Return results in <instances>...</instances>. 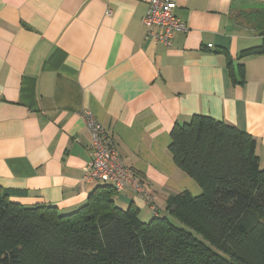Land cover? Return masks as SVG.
I'll use <instances>...</instances> for the list:
<instances>
[{
    "label": "crops",
    "instance_id": "obj_1",
    "mask_svg": "<svg viewBox=\"0 0 264 264\" xmlns=\"http://www.w3.org/2000/svg\"><path fill=\"white\" fill-rule=\"evenodd\" d=\"M148 1L0 0V187L10 201L61 213L87 202L100 184L82 181L85 112L145 192L118 193L116 206L144 222L169 197L201 193L168 151L176 123L204 115L244 131L264 167V54L239 58L262 44L242 15L264 0H172L187 32L170 47L146 37ZM228 60L235 74L244 66L241 84Z\"/></svg>",
    "mask_w": 264,
    "mask_h": 264
},
{
    "label": "trees",
    "instance_id": "obj_2",
    "mask_svg": "<svg viewBox=\"0 0 264 264\" xmlns=\"http://www.w3.org/2000/svg\"><path fill=\"white\" fill-rule=\"evenodd\" d=\"M242 21L262 44L239 58L264 54V10ZM227 67L241 84L244 66ZM168 151L201 193L169 197L146 222L137 208L116 206L109 185L70 213L14 203L0 187V264H264V167L252 136L194 115L172 127Z\"/></svg>",
    "mask_w": 264,
    "mask_h": 264
},
{
    "label": "built area",
    "instance_id": "obj_3",
    "mask_svg": "<svg viewBox=\"0 0 264 264\" xmlns=\"http://www.w3.org/2000/svg\"><path fill=\"white\" fill-rule=\"evenodd\" d=\"M172 0H149L146 13L142 19L146 37L153 42L170 47L174 33L187 32V27L174 14ZM107 15L110 11H107ZM211 46L209 45L208 48ZM87 132L90 137L92 157L88 162L82 181L88 184L109 185L115 192L132 190L139 196L145 192L133 177L131 169L120 159L110 134L89 113L83 114Z\"/></svg>",
    "mask_w": 264,
    "mask_h": 264
},
{
    "label": "rangeland",
    "instance_id": "obj_4",
    "mask_svg": "<svg viewBox=\"0 0 264 264\" xmlns=\"http://www.w3.org/2000/svg\"><path fill=\"white\" fill-rule=\"evenodd\" d=\"M175 223V222H174ZM176 225H178L177 223H175Z\"/></svg>",
    "mask_w": 264,
    "mask_h": 264
}]
</instances>
